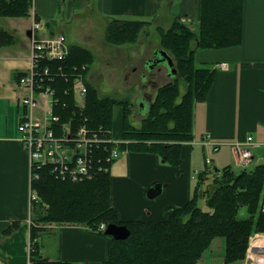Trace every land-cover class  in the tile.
I'll use <instances>...</instances> for the list:
<instances>
[{
    "label": "crops",
    "instance_id": "0c3cea01",
    "mask_svg": "<svg viewBox=\"0 0 264 264\" xmlns=\"http://www.w3.org/2000/svg\"><path fill=\"white\" fill-rule=\"evenodd\" d=\"M201 5L202 0H33L28 15L0 17V27L14 37L13 43L0 46V105L8 115L5 125L0 117V264H31L34 250L37 257L67 264H105L109 256L108 239L85 226L40 224L46 231L32 235L33 220L38 215L31 200V160L20 141L18 126L22 117L13 129L9 120L15 103L19 114L22 107L18 100L28 94L20 86L17 75H25L31 68L35 21L42 26L38 32L41 40L63 35L69 46L84 48L96 56L93 45L98 49L101 41H105L106 46L121 49L122 46L106 40L107 31L114 22L138 21L141 25L168 32L179 20L195 30L201 18ZM242 6L243 36L239 46L195 51V64L210 67L215 76L206 98L195 102L194 136L191 142L181 144L180 164L171 165L156 153L131 150L123 151L112 163L111 205L120 221H164L168 208L183 207L193 198L198 185L196 179L203 172L226 167L241 172L244 168L237 163L234 146L245 142L249 136L254 138V145L250 147L253 156L250 167L264 164V0H242ZM99 30L104 36L98 35ZM141 36L123 48L130 50L129 61L139 54L147 68V62L155 57L154 52L162 48L161 38L158 45L150 46L152 41ZM114 53L116 50L111 54ZM156 69L157 75H142L143 86H136L139 91H145L141 96L150 105L157 94V80L169 75L163 64ZM88 76L89 82L98 89L105 86L110 90L113 93L110 97L118 98L122 93L133 105L136 103L138 98L133 100L134 93L129 97L133 90L127 84L129 80L124 85L127 87L121 89L108 84L105 75L100 78L94 72ZM99 80L103 81L102 85H98ZM124 111L123 106L114 108L112 136L117 141L124 140ZM135 112L130 115V122L140 127L142 120L137 116L142 115L144 119L145 115L138 110ZM193 181H196L194 186ZM156 186L161 187V192L151 199L148 192ZM15 221L20 222V227L11 235H4ZM256 238L259 244L253 249L252 241ZM221 240L224 252L225 241ZM241 263L264 264V234L251 237L247 257ZM205 264H209V259Z\"/></svg>",
    "mask_w": 264,
    "mask_h": 264
},
{
    "label": "trees",
    "instance_id": "16d2710c",
    "mask_svg": "<svg viewBox=\"0 0 264 264\" xmlns=\"http://www.w3.org/2000/svg\"><path fill=\"white\" fill-rule=\"evenodd\" d=\"M32 2L0 0V17L26 16ZM242 8V0H202L197 29L193 30L177 20L173 28L165 32L161 38L162 48L174 59L177 78L184 77L187 89L182 94L178 82L158 88L155 101L140 128L130 122L129 100L102 97L91 82L87 83L85 106H77L73 73L81 72L85 66L84 74L87 76L95 61L90 51L77 46H70L65 61L51 64L53 72H59L61 68L68 74L46 83L55 92V115L60 117V122L71 121L73 130L86 125L112 133L114 108L123 106V138L127 144L121 145V151L156 153L165 162L179 165L181 144L193 140L195 102L206 98L215 76L210 67L195 64V51L199 48L239 46L243 36ZM141 24L138 21L114 22L107 31L106 40L114 45L135 43ZM13 42L14 37L0 27V46ZM25 75H17V80ZM93 153L95 168L103 165L108 170L95 172L92 180L79 183L62 181L47 169L37 171L38 177L33 175L32 189L49 206L47 216H37L33 220V236L46 231L40 224L50 222L85 226L108 239L109 256L105 264H198L213 241L221 238L225 241L223 264H233L246 259L252 236L264 234V164L241 172H235L231 167L215 169L212 184L207 190H204V185L209 170L203 172L198 177L193 198L183 207L168 208L166 220L122 222L111 205L112 164L107 163L108 156L103 150L95 149ZM204 198L207 211L199 206ZM242 208L247 210L246 218L240 217ZM103 224L125 225L130 236L126 240H115L100 230ZM19 227L20 222L15 221L3 234L11 235ZM34 252L31 264H67L50 262L35 256Z\"/></svg>",
    "mask_w": 264,
    "mask_h": 264
},
{
    "label": "built area",
    "instance_id": "2783aa9c",
    "mask_svg": "<svg viewBox=\"0 0 264 264\" xmlns=\"http://www.w3.org/2000/svg\"><path fill=\"white\" fill-rule=\"evenodd\" d=\"M41 23L35 21L32 33V54L31 68L23 76L20 86L28 91V94L21 97L20 105L24 109V115L18 126L20 141L24 150L29 154L31 160V177L39 170L47 169L51 174L62 181L73 183L92 180L95 172L102 173L108 167L99 165L95 168L93 151L101 149L107 153V163L112 164L122 153L121 145L126 141H117L110 131L103 128L92 129L86 125L72 129L71 121L60 122V117L54 113V104L57 102L54 97V90L46 83L52 82L57 76H67L60 68L59 72H53L51 64L58 61H65L69 55L70 46L65 36L61 35L49 40H41L38 32L41 30ZM43 64H47L43 66ZM86 67L81 72L73 74V92L78 107L85 106L87 95V83L89 76L84 74ZM39 96H44V107L39 111ZM49 97L53 98V106L49 107ZM78 97L83 103L78 102ZM254 145V138L249 136L243 143L234 146L237 163L247 169L252 161L250 147ZM210 164L211 160L208 159ZM36 191L32 189V202L38 199ZM106 225H101L100 230L105 231Z\"/></svg>",
    "mask_w": 264,
    "mask_h": 264
},
{
    "label": "rangeland",
    "instance_id": "374dc122",
    "mask_svg": "<svg viewBox=\"0 0 264 264\" xmlns=\"http://www.w3.org/2000/svg\"><path fill=\"white\" fill-rule=\"evenodd\" d=\"M185 24L188 25V23H185ZM195 28L197 29V27H194V29ZM165 32L166 31H163L161 29H157V27L154 28V27H148L146 25H141L139 27L137 39H139V37L142 35L141 38L147 37L146 38L147 40L152 41L151 42L152 44H149L150 46H156V44L158 45L157 41L160 40V38H162V36L165 35ZM98 35L104 36V34L100 30L98 31ZM100 44H101L100 48H102V49H100V48L95 49L94 48L95 44L93 45V49H94V52H95L97 58L94 55L95 56V62H94V65H92V67H91L90 73L93 74L95 72V73L99 74L100 78H102L103 75H105L106 79L109 82L108 84L113 85V86H118L121 89H125L127 87L124 85H126V81L129 80L127 82V84H129L133 88V90L132 89L130 90L131 96H129V97L131 98L132 94L134 93L133 94V96H134L133 100L138 98L136 103L133 105L132 100H130L127 97L126 98L122 97V93H119L117 95L118 99H120V100L127 99L130 101L128 107L130 109L131 114L136 113L135 111L138 110L137 108L139 106H142V104H143V106H145V109H147L149 107L150 103L148 101L144 100V96H141V95H143V93H145V91L143 89L139 91L136 86H143L140 82V77L142 75L143 76L144 75H148V76L150 75V77H152V76L158 74V72H159L158 69H156L155 71H152V69L146 68L145 65L142 63L143 59H142V57H140L139 54H138V56L135 57V59H130V61H129L128 58H129V56H131L130 52H129L130 50L123 48V46L125 44H133V43H126L125 42V43L121 44L120 46H122V47L120 50H117V46L110 45V46H112V48L109 46V44H108V46H106L107 43L105 41H101ZM160 45H161V41H160ZM192 48H195V47L192 46ZM115 50H116V53L111 54ZM134 66H136L135 70H137L136 71L137 74L136 73L134 74V72H132V69ZM164 67H165V69H168L167 65H164ZM168 71H169V69H168ZM101 74H103V75H101ZM169 75L168 76L165 75L163 79L159 78L157 80L158 81V84L156 85L157 88H160V87L166 85L167 83L178 82V85H180V87H181L182 94H184L186 92V89H187V84L185 83V81L183 79L184 77L180 78V76H178V78L172 79L173 77H169ZM94 77H95V74H94ZM143 80H144V78H143ZM102 84H103V81L99 80L98 85H102ZM103 87H102V89L101 88L98 89L100 92V96H102V97L112 96L111 94H113V93L110 92V90H107L105 88V86H103ZM152 89L154 90V87H152ZM126 91H129V89H127ZM132 91H135V92H132ZM124 93H128V92H124ZM139 94H140V96H139ZM155 98H156V96H155ZM155 98H154V101H155ZM38 100H39L40 105H39V111L37 112V116H40V114H41L40 111L44 107V102H43L44 96H39ZM18 102H19V100H18ZM78 102L83 103V99L81 97H78ZM133 103H134V101H133ZM52 106H53V98L49 97V107L52 108ZM14 107H15L14 110L11 109V113H10L11 119L9 120V126L12 129L14 128V125H16V126L18 125L19 118L24 115V109L23 108H20L21 111L18 114L17 103H15ZM145 113H146V110H144V114ZM7 116L8 115H7V111H6L5 107L0 105V117H1L2 123L4 125L8 122ZM140 117L137 116L138 120L143 121L142 115ZM14 122H15V124H14ZM141 126H142V122L140 123V127ZM140 127H137V128H140ZM148 144H150V143H148ZM255 168H256L255 166L250 167V169L248 168L249 169L248 171L253 170ZM214 170H215L214 168L209 170L208 180L205 182L204 190H207L208 186L212 184L214 173H215ZM244 170L245 169H243V171ZM197 180L198 179H196V181ZM196 181H193V183H192L193 186L196 184ZM205 201H206L205 198L200 200L199 206L203 210L207 211L208 208L205 205V203H206ZM48 208H49V206L46 203H44L41 198H38L36 200L34 207H33V209L37 213L38 217H41V218L44 215L45 216L48 215ZM240 217L241 218L247 217V210H245V208L241 209ZM55 223L56 222H50V224H55ZM43 225H46V224H43ZM221 243H222V247H221ZM223 243L224 242L221 239L214 240L211 248L206 252L205 256L201 259L199 264L200 263L205 264V261L206 260L208 261V259H209V264H222L224 261V257H223L224 245H223ZM211 253L213 254V256ZM211 256H212V258H211ZM233 264H242V263L236 262Z\"/></svg>",
    "mask_w": 264,
    "mask_h": 264
},
{
    "label": "water",
    "instance_id": "95a60500",
    "mask_svg": "<svg viewBox=\"0 0 264 264\" xmlns=\"http://www.w3.org/2000/svg\"><path fill=\"white\" fill-rule=\"evenodd\" d=\"M159 64L167 65L170 71L169 77H173L172 79L177 78V66L175 64V61L172 58V56L168 53V51L164 50L163 48H160L155 52L154 59L147 62V68L155 70L159 66ZM150 106L151 105L149 104V107L145 109V106H143L142 104V106L138 107V112L143 115H146L150 109ZM144 110H146L145 114H144ZM160 192H161V187L156 186L155 188L149 190L148 197L153 199L157 197L160 194ZM105 234L119 241V240L128 239L130 236V231L125 225L119 226L116 224H110L107 226L105 230Z\"/></svg>",
    "mask_w": 264,
    "mask_h": 264
},
{
    "label": "bare ground",
    "instance_id": "6f19581e",
    "mask_svg": "<svg viewBox=\"0 0 264 264\" xmlns=\"http://www.w3.org/2000/svg\"><path fill=\"white\" fill-rule=\"evenodd\" d=\"M252 244H253V249L255 248V247H257V245L259 244V240L256 238V239H254L253 241H252ZM252 249V250H253Z\"/></svg>",
    "mask_w": 264,
    "mask_h": 264
}]
</instances>
